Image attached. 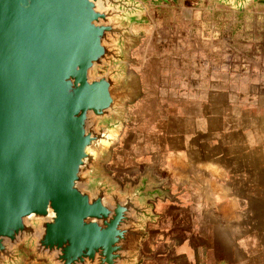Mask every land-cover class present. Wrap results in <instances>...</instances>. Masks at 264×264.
Here are the masks:
<instances>
[{
	"label": "water",
	"instance_id": "1",
	"mask_svg": "<svg viewBox=\"0 0 264 264\" xmlns=\"http://www.w3.org/2000/svg\"><path fill=\"white\" fill-rule=\"evenodd\" d=\"M243 7L249 0H218ZM137 0H0V264H143L165 195L104 169L139 95Z\"/></svg>",
	"mask_w": 264,
	"mask_h": 264
},
{
	"label": "crops",
	"instance_id": "2",
	"mask_svg": "<svg viewBox=\"0 0 264 264\" xmlns=\"http://www.w3.org/2000/svg\"><path fill=\"white\" fill-rule=\"evenodd\" d=\"M248 4L182 0L179 66L136 77L143 96L104 169L118 182L148 172L165 192L143 264H264V5Z\"/></svg>",
	"mask_w": 264,
	"mask_h": 264
},
{
	"label": "rangeland",
	"instance_id": "3",
	"mask_svg": "<svg viewBox=\"0 0 264 264\" xmlns=\"http://www.w3.org/2000/svg\"><path fill=\"white\" fill-rule=\"evenodd\" d=\"M139 2L142 10L134 15L135 22L131 25V33L137 37V41L125 52L127 62L123 76L124 78L131 75L140 76L146 84H153L159 73L171 71L179 66L176 53L180 51V43L174 23L179 18L176 7L182 4V0H139ZM248 3L245 10L251 6L258 9L262 8L264 0H249ZM154 5L159 6L155 7ZM148 94L152 93L145 92L144 96ZM142 96H138V98H142ZM127 107L129 108L127 109ZM124 109L125 114L129 112V104ZM28 260H25L23 264H30L27 263ZM35 263L37 262L35 261Z\"/></svg>",
	"mask_w": 264,
	"mask_h": 264
},
{
	"label": "flooded vegetation",
	"instance_id": "4",
	"mask_svg": "<svg viewBox=\"0 0 264 264\" xmlns=\"http://www.w3.org/2000/svg\"><path fill=\"white\" fill-rule=\"evenodd\" d=\"M27 263H35V261L34 260H28V262ZM37 263H39V262H37Z\"/></svg>",
	"mask_w": 264,
	"mask_h": 264
}]
</instances>
